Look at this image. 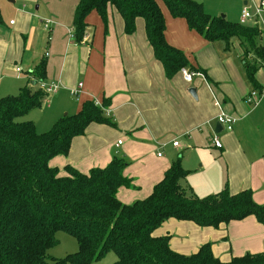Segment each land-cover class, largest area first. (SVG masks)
Listing matches in <instances>:
<instances>
[{
	"label": "crops",
	"instance_id": "obj_1",
	"mask_svg": "<svg viewBox=\"0 0 264 264\" xmlns=\"http://www.w3.org/2000/svg\"><path fill=\"white\" fill-rule=\"evenodd\" d=\"M12 1L0 5L8 11L0 25V90L6 89L5 80L33 85L28 73L44 60V82L55 83L61 96L73 98L71 91L81 84L78 98H74L76 112L85 100L101 103L105 99V116L115 124V128L91 124L82 136L73 138L68 155L50 161L60 176L66 175V166L87 174L104 168L113 157L122 158L127 162L123 176L130 186L119 188L116 197L131 205L150 195L166 170L179 160L187 172L179 184L194 196L250 191L254 203L264 205V96L254 106L245 101L249 92L264 89V59L257 60L260 65L253 85L247 80L237 40L209 43L189 30L182 19L163 12L166 42L183 52L204 77L188 83L177 73L167 79L153 58L141 19L127 36L114 10H109L106 26L91 12L85 40L77 44L70 33L78 0ZM196 1L205 13L239 23L242 10L253 14L260 0ZM46 21L51 24L50 40ZM246 25L254 26L252 20ZM262 26L264 12L257 27L260 32ZM41 33L43 47L36 46L35 37ZM259 44L264 49L262 33ZM248 61H254L251 55ZM16 68L21 71L17 73ZM190 88L195 89V98L189 94ZM215 99L224 113L235 118L228 132L214 133L219 113ZM214 136L220 149L211 143ZM154 235L169 236L170 249L181 255H191L208 244L213 256L223 262L264 252V225L252 216L217 228L168 219Z\"/></svg>",
	"mask_w": 264,
	"mask_h": 264
},
{
	"label": "trees",
	"instance_id": "obj_2",
	"mask_svg": "<svg viewBox=\"0 0 264 264\" xmlns=\"http://www.w3.org/2000/svg\"><path fill=\"white\" fill-rule=\"evenodd\" d=\"M161 4L172 18L182 19L209 43L237 40L247 80L254 85L257 60L264 59L259 44L262 32L256 26L211 16L196 0H78L71 26L73 40L82 42L91 12L106 26L108 12L114 10L127 36L134 33L137 19L143 21L153 58L167 79L182 69L199 72L183 52L166 42ZM249 55L254 61H248ZM45 69L42 60L28 73L33 85L0 99V264H91L110 251L116 257L113 264H264V252L220 261L208 244L191 255H181L170 249L169 236L154 235L168 219L217 228L252 216L264 225V205L255 204L250 191L231 195L223 190L198 198L181 188L179 181L187 172L179 160L150 195L131 205L116 197L119 188L130 186L123 176L127 162L122 158L113 157L104 168L87 174L66 166V175L60 176L50 161L67 156L73 138L82 136L91 124L112 128L115 124L105 116V99L100 106L91 100L81 102L75 114L64 115L45 133H37L32 122L19 121L48 102L40 89ZM59 232L75 239L77 251L48 263L47 252L56 245Z\"/></svg>",
	"mask_w": 264,
	"mask_h": 264
},
{
	"label": "rangeland",
	"instance_id": "obj_3",
	"mask_svg": "<svg viewBox=\"0 0 264 264\" xmlns=\"http://www.w3.org/2000/svg\"><path fill=\"white\" fill-rule=\"evenodd\" d=\"M6 2H8V0H5L4 2L0 0V5H5ZM35 7L36 6H34L33 9H35ZM161 7L163 9L164 14L169 15L167 10L164 8L162 4ZM3 13L6 14L7 17L8 11L4 10V8L0 6V25L3 23V18L5 19ZM4 23L5 25H7V20ZM35 39H36V46L43 47L44 34L41 33L40 36L35 37ZM262 42L264 44L263 32H262ZM4 83L6 85V89L2 91L0 90V99L6 96L17 95L19 89L24 87L25 80L23 81L19 80L15 84L10 82L9 80H5ZM55 94L49 99L48 105L44 104L41 109L32 110L25 117L21 118L19 121H29L34 123L36 127V132L41 134L47 132L53 126V124L56 123L59 119H61L65 114L68 116L73 115L76 112L75 107L77 108V105L74 102V98L61 96V91H59L58 94L56 95ZM62 107L64 111L63 110L61 111ZM56 239H57L56 245L53 246L51 249H49L47 252L48 263H50L51 261L50 259H63L67 255L74 254L77 251V244L73 237L63 232H59L56 235ZM115 260H116L115 254L112 251H110L106 253L103 257L98 259L97 261L92 262L91 264H113Z\"/></svg>",
	"mask_w": 264,
	"mask_h": 264
},
{
	"label": "built area",
	"instance_id": "obj_4",
	"mask_svg": "<svg viewBox=\"0 0 264 264\" xmlns=\"http://www.w3.org/2000/svg\"><path fill=\"white\" fill-rule=\"evenodd\" d=\"M264 12V0H260L259 3L257 5L254 6V13L250 14L249 11L247 9H243L240 15V20L239 23L242 25H245L248 21L252 20L254 26L258 27V23H259V19H260V15ZM12 24V23H11ZM44 27L46 32L49 34L48 36V40H50V33H51V24L50 22L46 21L44 23ZM262 32L264 33V26H262ZM70 37L73 38V33L71 31L70 33ZM85 40V37L83 38L82 41ZM48 54L46 53L45 56H47ZM15 71L18 73L21 71L20 68H16ZM180 74L183 78L184 81L190 83L192 82V80L195 77H199L201 79L204 80V77L202 74H200L199 72H189L186 69H182L180 71ZM40 89L44 92V94L48 97L54 95L57 92V85L53 82L50 83H46L43 82L40 84ZM81 89V84H78L77 88L75 90L71 91V95L73 96V98L77 99L78 98V94L80 92ZM264 96V89L257 91V90H253L251 92H249V94L247 95L245 101L249 104V105H256L258 103V101ZM95 102V101H94ZM96 105L100 106V102H95ZM214 106L217 107L219 109V113L216 116V122L217 124H219L222 128V130L225 131H230L232 129L233 124L235 123V118H233L232 116L224 113L221 110V104L220 101L218 100H214ZM211 143L213 144V146L217 149L221 148V143L219 142L218 138L216 136H214L211 139ZM118 144H120L118 142ZM177 142H173V146L177 147Z\"/></svg>",
	"mask_w": 264,
	"mask_h": 264
},
{
	"label": "water",
	"instance_id": "obj_5",
	"mask_svg": "<svg viewBox=\"0 0 264 264\" xmlns=\"http://www.w3.org/2000/svg\"><path fill=\"white\" fill-rule=\"evenodd\" d=\"M10 1H12V0H10ZM35 9H37V6L35 7ZM188 92L193 98H195V89L194 88H190ZM221 130H222L221 126L219 124H216L214 133L215 134L219 133Z\"/></svg>",
	"mask_w": 264,
	"mask_h": 264
}]
</instances>
